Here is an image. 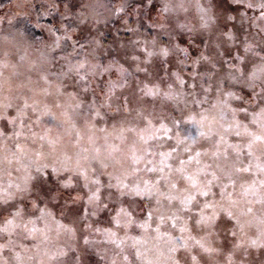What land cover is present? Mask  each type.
Masks as SVG:
<instances>
[{"label":"snow or ice","instance_id":"6c2138e0","mask_svg":"<svg viewBox=\"0 0 264 264\" xmlns=\"http://www.w3.org/2000/svg\"><path fill=\"white\" fill-rule=\"evenodd\" d=\"M235 2L264 21V0ZM105 7L81 6L95 23ZM60 8L50 0L43 15L68 19ZM124 12L121 3L113 15ZM235 19L213 0H164L150 18L156 34L134 41L143 54L132 57L134 72L96 61L101 40H74L64 23L47 27L50 41L20 30L3 36L0 264H69L78 225L84 245L106 246L104 264H264V24L256 41L227 30ZM34 26L44 28L40 13ZM185 35L188 47L176 39ZM114 67L117 80L97 93ZM136 73L143 79L131 85ZM52 174L82 202L67 224L49 207L59 191L34 195ZM54 236L65 243L53 246Z\"/></svg>","mask_w":264,"mask_h":264},{"label":"rangeland","instance_id":"374dc122","mask_svg":"<svg viewBox=\"0 0 264 264\" xmlns=\"http://www.w3.org/2000/svg\"><path fill=\"white\" fill-rule=\"evenodd\" d=\"M48 4L50 0H44ZM94 0H83L82 5H90ZM123 0H117V3H121ZM147 1V2H146ZM43 2V3H45ZM202 3L208 4L209 0H201ZM164 3V0H151V4L148 3V0H137V2L126 8L125 12L119 16L113 24L103 26V18L99 15L97 19L100 21L99 23H95L91 16V10L85 9L86 12H89L88 22L81 24L78 20L75 19L76 13L72 11L70 8L65 9L63 5H61L60 12H64L65 15H68L71 19L68 23H66V19L64 16H61L59 12H53L49 16L53 19L54 25H60L61 23L71 25L75 28V33L73 35L74 40H79L81 43H88L91 41L93 37L101 40L102 47L96 49L92 55L96 61L100 63L107 64L109 62H118L119 64L124 65L125 67H129L130 71L134 72V66L138 61H134L132 59L133 56H141L143 58V54L139 46H137L134 41L137 39H151L152 36L156 34V29L149 27L150 18L154 19L157 13L160 11ZM213 3L216 5V11H218L221 16L225 14L227 16L236 17L235 20H227V30L237 31L238 35L241 38L244 35L249 36L250 39H255L259 41L260 34L258 25L264 24V21H260L257 19L259 17L260 12L258 9H248L245 7L243 3H236L235 0H213ZM78 4V3H77ZM81 4V3H80ZM17 5H27L26 7H17ZM33 0H14V2L4 9L0 18L3 19V23L0 24V51L3 50L5 46V42L3 41V36L9 32H15L17 29L13 24H8L9 17H15V19L19 16H24L22 13H29L28 16L31 17L33 22H36L35 17L33 16ZM79 5V4H78ZM82 5H79L81 8ZM77 9V8H76ZM47 10V7H44L43 13ZM68 10H71L69 13ZM78 12H80L78 10ZM77 12V13H78ZM17 13H21L17 15ZM31 13V14H30ZM191 16L196 15V9L193 7ZM44 17H48L44 15ZM15 21V20H14ZM14 27H13V26ZM44 28H41L43 32V36L41 38L35 39L37 43L41 40L50 41L52 37L47 33V27L50 25L42 24ZM225 25L222 22L221 27L223 28ZM235 26V27H233ZM20 29V28H18ZM130 29H136L137 31H131ZM60 33H58L59 35ZM29 39L30 36H29ZM163 42H168V37H161ZM177 40L181 43V46L188 47L189 40L188 37L178 36ZM199 41H197L198 43ZM95 48V45L91 46ZM190 52L193 56L197 55L199 49L196 47H190ZM72 51L71 47L65 48V54L70 53ZM83 52H81V56L77 58H82ZM62 64L63 61H60ZM175 64V60L172 61ZM119 73L117 69L114 67L112 73H106L102 78H98L93 87L96 88L97 93L100 92L102 88H106L109 79L115 81L117 80ZM129 81L131 85H136L139 83L141 79H143L142 73H136L134 75L129 76ZM132 88L124 89V94L128 95L131 93ZM91 93H89L90 95ZM120 94L119 92L117 93ZM64 175L62 174L60 179H63ZM57 191L60 192V196H58L55 200H52L49 203V207L56 214L58 220H62L64 223H69L72 220L76 219L77 214L80 212L82 207V202L74 203L72 197L75 196L76 190L73 188L63 189L60 186L59 180L57 179L55 174H52L47 178V181L40 185L37 189V192L34 195L43 196L45 193L52 195ZM91 219L97 220V218L92 217ZM98 226L105 227L107 226V214H101L99 219L97 220ZM78 233L77 239L75 241H71L72 246L76 248V252L69 255L67 258L69 264H74V257L79 258V264H104L103 261L100 260V255H103V249L106 247L105 245L97 244L95 246L84 245L82 236L87 234V230L80 228L78 225ZM25 243H31L30 241H25ZM65 243V238L61 237L56 239L53 237V246L63 245ZM99 253V254H98ZM256 258H259V254H256Z\"/></svg>","mask_w":264,"mask_h":264},{"label":"trees","instance_id":"16d2710c","mask_svg":"<svg viewBox=\"0 0 264 264\" xmlns=\"http://www.w3.org/2000/svg\"><path fill=\"white\" fill-rule=\"evenodd\" d=\"M14 2V0H0V15L2 14V12L4 11V9H6L7 7H9L12 3ZM44 0H33V5H32V9H33V16L37 17V13H40V24H47V25H54V21L53 19L48 15V17H44L43 15V9L44 7H41V5H44L45 7H47L48 3L45 2ZM137 2V0H123L121 3L125 4V10L127 7L135 4ZM147 2V1H146ZM57 3H59L60 5H64L65 3H67L68 8H70L72 11H75L74 13H77L78 10L79 11H86L85 9H82L79 7V5L83 4V0H57ZM79 5H78V4ZM81 3V4H80ZM99 3H103L104 5H106L105 8H98V11L101 13V17L103 18V26L105 25H110L113 24L114 21L121 16L123 13H121L120 15H113V11L115 10L116 7H119V5L121 3H117V0H94L90 5H98ZM77 8V9H76ZM31 14V13H30ZM71 19H66V23H68ZM36 22H33L30 16H19L15 19L14 21V28L20 31H26L27 33H29L30 38H32L31 34H34L35 39L41 38L43 36V32L41 30V28L39 27H35ZM55 26L58 27V25L55 24ZM20 28V29H18Z\"/></svg>","mask_w":264,"mask_h":264}]
</instances>
